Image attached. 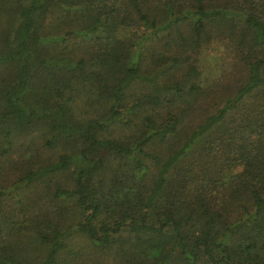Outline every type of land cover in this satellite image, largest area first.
<instances>
[{
  "label": "trees",
  "instance_id": "trees-1",
  "mask_svg": "<svg viewBox=\"0 0 264 264\" xmlns=\"http://www.w3.org/2000/svg\"><path fill=\"white\" fill-rule=\"evenodd\" d=\"M0 15V264H264V0Z\"/></svg>",
  "mask_w": 264,
  "mask_h": 264
},
{
  "label": "rangeland",
  "instance_id": "rangeland-1",
  "mask_svg": "<svg viewBox=\"0 0 264 264\" xmlns=\"http://www.w3.org/2000/svg\"><path fill=\"white\" fill-rule=\"evenodd\" d=\"M2 23H3V19H2L1 15H0V27L2 26ZM214 55H216L215 52H213V51H207L204 54V61L207 64H209L212 61ZM12 157H14V155H12ZM6 176L8 178H10L12 176V174H6ZM52 180H58V181L62 182V180H63V174H58V175L54 176Z\"/></svg>",
  "mask_w": 264,
  "mask_h": 264
}]
</instances>
